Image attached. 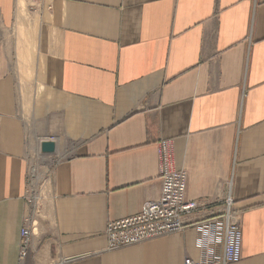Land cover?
I'll list each match as a JSON object with an SVG mask.
<instances>
[{
	"label": "crops",
	"instance_id": "obj_1",
	"mask_svg": "<svg viewBox=\"0 0 264 264\" xmlns=\"http://www.w3.org/2000/svg\"><path fill=\"white\" fill-rule=\"evenodd\" d=\"M36 4L23 57L17 0H0V264H185L206 240L222 252L228 198L243 229L232 264H264V0ZM45 138L57 153L41 154ZM163 139L201 206L183 231L106 250L109 221L161 196ZM35 155L51 161L37 209Z\"/></svg>",
	"mask_w": 264,
	"mask_h": 264
},
{
	"label": "built area",
	"instance_id": "obj_2",
	"mask_svg": "<svg viewBox=\"0 0 264 264\" xmlns=\"http://www.w3.org/2000/svg\"><path fill=\"white\" fill-rule=\"evenodd\" d=\"M33 1L38 3L41 0ZM158 153L162 180L161 196L156 200L145 201L140 211L134 215L109 221L106 228L108 240L106 250H117L183 231L186 228V217L201 206L198 201L186 200L188 175L185 169L175 167L169 139L160 141ZM32 176L33 172L30 168L26 199L30 205L35 206L38 201L35 190L30 188ZM223 218L222 252L217 253L210 242L206 240L199 245L200 258L186 257L185 264H232L241 261L243 257V229L231 198L225 201ZM28 223L21 230V261L28 255L31 245L34 220H29Z\"/></svg>",
	"mask_w": 264,
	"mask_h": 264
},
{
	"label": "rangeland",
	"instance_id": "obj_3",
	"mask_svg": "<svg viewBox=\"0 0 264 264\" xmlns=\"http://www.w3.org/2000/svg\"><path fill=\"white\" fill-rule=\"evenodd\" d=\"M36 7L37 4L33 0H22L20 4L18 3L17 0V13L19 17V25L23 30L20 34L21 43L17 44L19 49L18 48L15 49H17L21 53V56L23 57L25 56V52L26 53L30 52L28 56L31 55V44H26V30L24 29L25 22L22 19V16L23 18L29 19L33 14V12H35ZM27 62L28 59L26 58H23L21 60L13 59L12 65L14 70L17 69L19 73L21 72L25 73L26 70L25 66L27 65ZM30 158L32 159L31 171L33 173L35 172V175L33 174L31 178L32 182H30L31 185L30 188H33V190H35V196L37 197V201H38L35 204V208L37 209L38 203H40V199L44 195L43 191H45L46 186L50 182L51 161H49L47 158H43L42 156L38 157L37 155L30 156ZM26 257L23 260H25Z\"/></svg>",
	"mask_w": 264,
	"mask_h": 264
},
{
	"label": "water",
	"instance_id": "obj_4",
	"mask_svg": "<svg viewBox=\"0 0 264 264\" xmlns=\"http://www.w3.org/2000/svg\"><path fill=\"white\" fill-rule=\"evenodd\" d=\"M39 150L41 154L52 155L57 153V141L53 138H45L40 141Z\"/></svg>",
	"mask_w": 264,
	"mask_h": 264
},
{
	"label": "bare ground",
	"instance_id": "obj_5",
	"mask_svg": "<svg viewBox=\"0 0 264 264\" xmlns=\"http://www.w3.org/2000/svg\"><path fill=\"white\" fill-rule=\"evenodd\" d=\"M22 0H18V3L20 4ZM34 171V170H33ZM35 175V172L33 173ZM22 234V231H21ZM19 260H20V254H19Z\"/></svg>",
	"mask_w": 264,
	"mask_h": 264
}]
</instances>
